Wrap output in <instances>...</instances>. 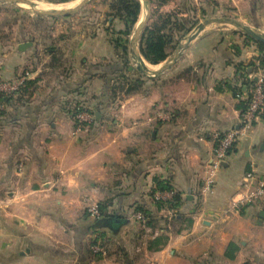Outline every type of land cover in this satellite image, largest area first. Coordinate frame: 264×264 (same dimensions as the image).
Returning <instances> with one entry per match:
<instances>
[{"label": "crops", "instance_id": "0c3cea01", "mask_svg": "<svg viewBox=\"0 0 264 264\" xmlns=\"http://www.w3.org/2000/svg\"><path fill=\"white\" fill-rule=\"evenodd\" d=\"M218 1L264 30V0ZM202 3L162 8L190 17L189 6ZM108 10L86 5L56 22L44 14L27 22L26 9L0 2V80L28 73L22 91L0 96V264H264V197L236 203L248 171L264 177V113L213 190H202L213 136L240 126L248 75L264 77V49L236 27L212 25L149 77L132 55L125 62L126 40L117 39L125 25L103 23ZM169 60L146 64L155 71ZM79 107L95 119L75 134ZM159 181L177 201L155 200ZM93 202L100 218L88 210Z\"/></svg>", "mask_w": 264, "mask_h": 264}, {"label": "built area", "instance_id": "2783aa9c", "mask_svg": "<svg viewBox=\"0 0 264 264\" xmlns=\"http://www.w3.org/2000/svg\"><path fill=\"white\" fill-rule=\"evenodd\" d=\"M249 76L248 95L246 97V108L241 113L240 126L229 129L224 133H216L213 136L214 149L213 157L210 162L209 175L204 180L203 192H211L215 184V173L223 165L228 155L233 151L239 138L252 128L255 121L264 113V77ZM255 79V81L253 80ZM28 80V73H25L13 80H0V96H11L16 94L25 87ZM240 97V95H239ZM74 118L77 121L76 134L83 129H86L95 119L94 113L85 108H77L74 112ZM23 163H20L19 170L21 171ZM155 200L169 202L173 200L175 192L173 189H162L155 187L153 191ZM240 198L237 204H251L259 201L264 197V177L260 176L255 170L248 171L244 178V189L239 193ZM90 202V199L88 200ZM88 210L97 218L101 217L100 206L97 202L90 203ZM135 216L138 219H143V213L136 211ZM95 252L105 253L104 247L96 243L93 245Z\"/></svg>", "mask_w": 264, "mask_h": 264}, {"label": "trees", "instance_id": "16d2710c", "mask_svg": "<svg viewBox=\"0 0 264 264\" xmlns=\"http://www.w3.org/2000/svg\"><path fill=\"white\" fill-rule=\"evenodd\" d=\"M67 1V0H63ZM111 12L110 15L119 21H122L125 25V29L119 31L121 34L127 36L126 42L122 44L123 46V57L126 63L130 62V42L135 26L139 20L141 11H142V2L141 0H112L111 1ZM196 25V22H192L190 18L187 17H178L175 13H171L161 17L159 21L149 23L143 29L140 36V50L142 55L152 64H160L165 61L170 53L169 48L173 47L179 37H185L193 27ZM179 31V32H178ZM180 31L182 32L180 34ZM248 38L254 39L248 35ZM122 40V39H121ZM258 45L264 49V42L254 39ZM261 66H264V56L260 59ZM254 63L247 65L246 70L253 66ZM250 69V68H249ZM255 81V79H253ZM250 81L247 82V90L249 87ZM243 86L234 88L235 94L239 96L240 92L243 91ZM7 97V96H4ZM247 101L243 100L241 103L242 111L246 108ZM77 110V109H76ZM159 188L162 189H172L169 184L166 182L158 183ZM178 194L175 193L173 197L174 201H177ZM170 203V204H171ZM237 248L234 243L229 244L227 249V256L234 257L232 250Z\"/></svg>", "mask_w": 264, "mask_h": 264}, {"label": "rangeland", "instance_id": "374dc122", "mask_svg": "<svg viewBox=\"0 0 264 264\" xmlns=\"http://www.w3.org/2000/svg\"><path fill=\"white\" fill-rule=\"evenodd\" d=\"M3 1H7V0H0V2H3ZM29 1H31L32 4L22 2L21 0L9 1L12 6H15V8H17V11L16 12H19V10H22L23 11L24 9L27 10L24 13L22 12V14H23L22 15V19L25 18V17H27V16H30V14H32L33 18L32 19H29L28 18L27 19V22L36 21V19L40 15V13L37 10H35V7L37 9H39V10H60V11H65V10H68V9H70L72 7L74 8L75 6L79 5L81 3V1H83V0H78L76 2H70V3H67V1L69 2V1H72V0H67L66 3L64 1V3L62 4V6H60V7H58L57 4L59 3V1H62V0H29ZM111 1L112 0H87L86 3H85V5H83V7H85L86 5L87 6H97V7L98 6L99 7H103V6L107 5L109 7V10L106 12L105 16L100 17L101 21L103 23H106L111 18H112V20H116V19H114L113 16L110 15V12H111L110 11L111 10V6H110ZM141 2H142V11H141V14H140V17H139V20H138L136 26L138 25V23L141 20H143L147 16L148 13H149V20H148L147 24L152 23V22H155V21H159L161 19V17H163L165 15H168V14H171V13H175V12L168 13V11H166V8L168 7L167 4H166L167 6H166L165 9L162 8V6L164 5L163 3L165 2V0H141ZM208 3L209 4L205 5V8L206 9H202L203 8L202 7L203 6V3L201 5H197L196 4V5L189 6L190 10H192V11H190V17H187V18H190V20L192 22H196V25L193 27V29L188 34H186L185 37H179L177 39L176 44L173 47H170L169 48L171 54L167 58L168 60L174 54L175 50L178 47V44L179 43H183V44L186 43V40L185 39H186L187 35L191 34L192 31L200 23L204 22L206 19L214 18V17H233V18H236L233 14H231V13L228 12V11H233V9L225 7L222 10V8H221L222 7L221 2H219L218 0H208ZM261 4H263V3H261ZM263 5L260 6L259 11H261V9L263 11ZM178 7L175 6L174 9H173V11L174 10H178ZM171 9H172V7H171ZM181 10H180V12H181ZM52 18H53L52 21L56 22L57 19L58 20H62L63 19V16H58L57 17V15H56V17H55V15H54V16H52ZM253 18L255 19V23H256L254 25H257V27H260V23L263 22L262 16L261 15L254 16ZM33 19H35V20H33ZM136 26H135V28H136ZM213 26H216V27H222V26H232V27H235L234 25H231V24H214ZM253 27H255V26H253ZM258 29H260V28H258ZM262 32H264V30H262ZM133 33H134V31H133ZM133 33H132L131 36H133ZM181 33L182 32L180 31V34ZM118 35H117V39L118 40H120V39H122V40L125 39L126 40L127 39V36L124 35V34H121L120 32H118ZM131 36H130V38H131ZM131 55H132V57H135L134 51L132 49V45H131V42H130V56ZM143 58L145 59V61L147 60L144 56H143ZM136 59L137 58L135 57L134 58L135 63H136Z\"/></svg>", "mask_w": 264, "mask_h": 264}, {"label": "water", "instance_id": "95a60500", "mask_svg": "<svg viewBox=\"0 0 264 264\" xmlns=\"http://www.w3.org/2000/svg\"><path fill=\"white\" fill-rule=\"evenodd\" d=\"M7 1H13V0H7ZM22 2L25 3H29L32 4L31 1L29 0H21ZM87 0H83L81 1V3L77 6H75L72 9H68L65 11H60V10H39L35 7V10H37L40 14H44V15H68L71 14L72 12H74L75 10L81 8L83 5H85ZM149 20V13L147 14V16L141 20L138 25L136 26L133 36L131 38V44L134 48V55L137 58L136 59V65L138 67L139 70H141L144 74H146L149 77H153L156 76L158 73L164 71L165 69H167L171 64H173L174 62L177 61V59L180 57V55L182 54L183 49H185L188 44L194 39L196 38L200 33H202L206 28L214 25V24H231L234 25L236 28H238L239 30L243 31L244 33H246L247 35L263 41L264 42V32H262V30L250 26L249 24H246L245 22L237 19V18H233V17H214V18H209L206 19L204 22L200 23L193 31L191 34L187 35L186 37V43H179L177 49L175 50L174 54L172 55V57L169 60V63L164 64L163 66H161L160 69L158 70H151L149 68V66L146 64L145 59L143 58V55L141 53L140 50V46H139V41H140V36L141 33L145 27V25L147 24ZM32 44V42H23L21 44V49H25L26 47L30 46ZM264 214V211L263 213Z\"/></svg>", "mask_w": 264, "mask_h": 264}, {"label": "bare ground", "instance_id": "6f19581e", "mask_svg": "<svg viewBox=\"0 0 264 264\" xmlns=\"http://www.w3.org/2000/svg\"><path fill=\"white\" fill-rule=\"evenodd\" d=\"M62 4H63V3H59V4H57V5H58V7H60V6H62ZM52 6H53V5H52ZM53 7H54V6H53ZM53 7H52V8H53ZM152 68H153V67H152Z\"/></svg>", "mask_w": 264, "mask_h": 264}]
</instances>
